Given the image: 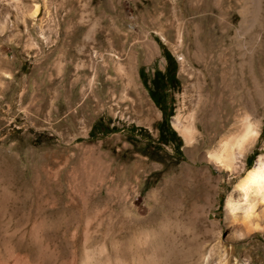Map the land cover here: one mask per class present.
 Wrapping results in <instances>:
<instances>
[{"label": "rangeland", "instance_id": "obj_1", "mask_svg": "<svg viewBox=\"0 0 264 264\" xmlns=\"http://www.w3.org/2000/svg\"><path fill=\"white\" fill-rule=\"evenodd\" d=\"M263 5L250 20L248 0H0V264H264V217L228 207L264 157ZM244 19L252 137L231 171L209 155L244 127L206 134ZM164 51L165 114L150 97ZM201 95L213 115L188 145Z\"/></svg>", "mask_w": 264, "mask_h": 264}, {"label": "bare ground", "instance_id": "obj_2", "mask_svg": "<svg viewBox=\"0 0 264 264\" xmlns=\"http://www.w3.org/2000/svg\"><path fill=\"white\" fill-rule=\"evenodd\" d=\"M259 1L260 0H248L252 9L250 11L252 12L245 14L244 17H250V20H252L251 18L259 16ZM247 25V20L244 19L241 24L243 32L239 31L235 36V40L242 41L237 45L239 56L236 55L237 57H235V53L226 52L219 57V63L221 64L219 70L221 73L219 75L220 85L217 90L219 99L216 107L218 112L215 113V115L218 114L220 123L218 122L219 125L215 127V129L207 131L206 134H213L212 139H214L219 134L223 133L227 125L233 121H236L235 123L239 122L242 128L244 127V131L240 133L231 134L230 132L232 131L229 130L228 134L223 136L220 140L219 152L210 153L209 155V158L216 162V164L228 168L231 171L236 169L235 158L231 154L232 147L235 144H239L241 150L244 151L252 137L251 124H249L252 94L251 72L249 69L250 53H248V49L251 46V32L250 27ZM244 37H247V39ZM237 61H239L238 64H236ZM210 105L211 99L208 96L201 95L193 111L194 113L190 114L183 122L181 118H178V120L182 122L181 132L188 145L193 144L194 138L199 134L195 125V120H197L198 117L203 120L212 117L213 114L210 111ZM209 125H211V123ZM234 129H236V127ZM235 192L241 195V203L235 204L229 199L228 207L233 212L236 221H242L245 226L247 224L251 226L253 222L256 223L264 217V157H258L256 165L246 173L235 187ZM256 229L259 228L256 227Z\"/></svg>", "mask_w": 264, "mask_h": 264}, {"label": "trees", "instance_id": "obj_3", "mask_svg": "<svg viewBox=\"0 0 264 264\" xmlns=\"http://www.w3.org/2000/svg\"><path fill=\"white\" fill-rule=\"evenodd\" d=\"M163 56L167 62V66L165 69V73L160 74L157 73L154 78H153V86L155 88V92H151L150 93V97L152 99V101L154 102V104L156 105V107H158L162 113H166V95L160 93L161 89H162V83L166 82V83H170L172 84L173 82H175V62L172 58V56L167 53V52H163ZM172 72V75H170ZM171 111H170V115H168L167 117H171ZM96 128V127H95ZM169 137H171V139L166 138L163 134L160 135L159 138V142L163 143V144H167L169 143L171 140H176V135L173 132H170ZM250 168H248L249 170Z\"/></svg>", "mask_w": 264, "mask_h": 264}]
</instances>
